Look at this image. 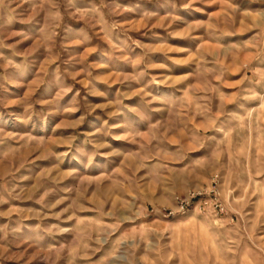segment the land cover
Listing matches in <instances>:
<instances>
[{
	"label": "rangeland",
	"instance_id": "1",
	"mask_svg": "<svg viewBox=\"0 0 264 264\" xmlns=\"http://www.w3.org/2000/svg\"><path fill=\"white\" fill-rule=\"evenodd\" d=\"M0 264H264V0H0Z\"/></svg>",
	"mask_w": 264,
	"mask_h": 264
},
{
	"label": "built area",
	"instance_id": "2",
	"mask_svg": "<svg viewBox=\"0 0 264 264\" xmlns=\"http://www.w3.org/2000/svg\"><path fill=\"white\" fill-rule=\"evenodd\" d=\"M175 206L168 211V215L175 213L184 215L192 207H196L200 212L213 211L216 215L226 213V205L220 196V179L218 174H214L210 184L204 189H189L182 195L174 198Z\"/></svg>",
	"mask_w": 264,
	"mask_h": 264
},
{
	"label": "crops",
	"instance_id": "3",
	"mask_svg": "<svg viewBox=\"0 0 264 264\" xmlns=\"http://www.w3.org/2000/svg\"><path fill=\"white\" fill-rule=\"evenodd\" d=\"M227 171V170H226Z\"/></svg>",
	"mask_w": 264,
	"mask_h": 264
}]
</instances>
